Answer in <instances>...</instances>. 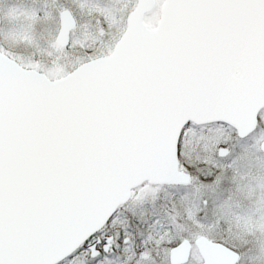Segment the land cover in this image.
I'll return each mask as SVG.
<instances>
[{
  "label": "snow or ice",
  "instance_id": "obj_1",
  "mask_svg": "<svg viewBox=\"0 0 264 264\" xmlns=\"http://www.w3.org/2000/svg\"><path fill=\"white\" fill-rule=\"evenodd\" d=\"M0 264H264V0H0Z\"/></svg>",
  "mask_w": 264,
  "mask_h": 264
},
{
  "label": "rangeland",
  "instance_id": "obj_2",
  "mask_svg": "<svg viewBox=\"0 0 264 264\" xmlns=\"http://www.w3.org/2000/svg\"><path fill=\"white\" fill-rule=\"evenodd\" d=\"M116 2H118L117 4H120V3H122V0H117Z\"/></svg>",
  "mask_w": 264,
  "mask_h": 264
},
{
  "label": "flooded vegetation",
  "instance_id": "obj_3",
  "mask_svg": "<svg viewBox=\"0 0 264 264\" xmlns=\"http://www.w3.org/2000/svg\"><path fill=\"white\" fill-rule=\"evenodd\" d=\"M117 1V0H116ZM116 3H118V2H116ZM114 7H115V5H114Z\"/></svg>",
  "mask_w": 264,
  "mask_h": 264
},
{
  "label": "water",
  "instance_id": "obj_4",
  "mask_svg": "<svg viewBox=\"0 0 264 264\" xmlns=\"http://www.w3.org/2000/svg\"><path fill=\"white\" fill-rule=\"evenodd\" d=\"M138 11H139V9H138Z\"/></svg>",
  "mask_w": 264,
  "mask_h": 264
}]
</instances>
